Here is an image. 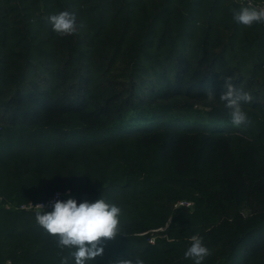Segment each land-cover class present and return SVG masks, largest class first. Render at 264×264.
<instances>
[{
	"label": "trees",
	"instance_id": "16d2710c",
	"mask_svg": "<svg viewBox=\"0 0 264 264\" xmlns=\"http://www.w3.org/2000/svg\"><path fill=\"white\" fill-rule=\"evenodd\" d=\"M240 6L0 0V264H60L67 250L17 208L57 191L122 209V235L87 264H194L197 233L203 264H264V24L235 22ZM64 10L79 30L60 37ZM229 80L252 96L239 127L219 100Z\"/></svg>",
	"mask_w": 264,
	"mask_h": 264
},
{
	"label": "clouds",
	"instance_id": "9594fccd",
	"mask_svg": "<svg viewBox=\"0 0 264 264\" xmlns=\"http://www.w3.org/2000/svg\"><path fill=\"white\" fill-rule=\"evenodd\" d=\"M231 14L235 22L247 27L264 24V6H256L252 0H247L246 4L241 3L238 9L232 8ZM49 22L52 30L60 37L74 35L79 30L76 13L69 10L50 15ZM206 96L209 102H213L217 95L208 91ZM219 100L224 103L234 126L250 123L242 107L243 103L252 101L249 92L237 89L230 80L225 81ZM49 206L51 211H44V204L35 205V220L46 233L55 238L56 246L61 251L67 250L60 264H69L70 259H74L75 264H87L103 254L106 241L122 235V209L102 197L95 202L84 200L80 203L75 198L66 201L57 199L50 202ZM210 254L204 238L197 233L190 237V246L184 252V258L193 260L194 264H203ZM112 264H145V261L137 257L118 259Z\"/></svg>",
	"mask_w": 264,
	"mask_h": 264
},
{
	"label": "built area",
	"instance_id": "2783aa9c",
	"mask_svg": "<svg viewBox=\"0 0 264 264\" xmlns=\"http://www.w3.org/2000/svg\"><path fill=\"white\" fill-rule=\"evenodd\" d=\"M237 2H240V3H244L246 4L247 3V0H236ZM253 4L256 5V6H264V3H257L255 2L254 0H252ZM57 199L63 201L64 200V194L62 193V191H57L55 192L52 196H50L48 199L44 200V201H39V202H30V203H25V204H21L20 206H16L17 208H20V209H25V210H32V211H36V208L34 207L35 205L37 204H44L46 205L44 211H51L52 208L49 206L50 205V202H54L56 201ZM2 201V197L0 196V202ZM193 203L190 202V201H187V200H184V201H179L176 206H192ZM10 206V204L8 205ZM12 206V204H11ZM10 206V207H11ZM151 242H154L155 241V238H151L150 239Z\"/></svg>",
	"mask_w": 264,
	"mask_h": 264
},
{
	"label": "rangeland",
	"instance_id": "374dc122",
	"mask_svg": "<svg viewBox=\"0 0 264 264\" xmlns=\"http://www.w3.org/2000/svg\"><path fill=\"white\" fill-rule=\"evenodd\" d=\"M251 210H252V208L251 207H248V208H246V211L245 212L246 213H249ZM160 230H163V229H159L158 232L154 233L152 237L153 238H156V236H158L159 234H161V231Z\"/></svg>",
	"mask_w": 264,
	"mask_h": 264
}]
</instances>
